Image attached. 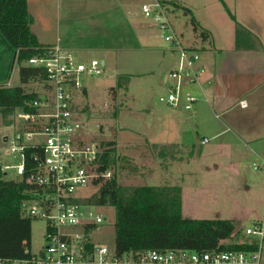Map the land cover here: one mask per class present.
<instances>
[{
  "label": "rangeland",
  "instance_id": "obj_1",
  "mask_svg": "<svg viewBox=\"0 0 264 264\" xmlns=\"http://www.w3.org/2000/svg\"><path fill=\"white\" fill-rule=\"evenodd\" d=\"M143 1L30 0L29 11L34 19L32 31L49 44H55L62 35L64 38L67 35L78 37L86 42L96 38L90 37L89 31L100 35L102 33V37L108 33L110 36L102 40L111 43L120 39L114 36L121 34L122 27H118V20H126L129 26L136 24L135 28L146 23L140 13ZM236 2L237 0H189L188 4L196 20L210 30L211 34L209 30L206 31L212 36L211 39L218 40V44L221 40L229 39V35H234L238 27L253 32L251 24L246 23L251 18L248 8L241 9L238 5L235 7ZM246 2L251 8L252 16V6L255 3L262 2L264 5V0ZM118 4L122 11L118 9ZM262 4L260 3L261 6ZM173 16L186 44L200 46L201 42H196L194 38L190 15L177 9ZM67 19L70 22L66 26L63 21ZM89 20H94L96 26L88 25ZM65 32L68 34L64 35ZM127 39L130 40L126 49L128 51H114L110 56L105 52H87L90 58H96L100 63L106 60V63L100 75L80 76L86 92L84 95H76L74 114L84 125L81 132L85 135L84 139L110 144L104 146L107 148H112L117 142L116 147L113 146L117 160L115 171L121 185L180 186L183 215L186 218L230 219L236 228H241L243 222L251 224L263 217L264 171L258 172L252 168L257 155H252L245 147L246 142L239 141L231 132L223 140L213 138L207 128V124H210L208 121H211L208 118L199 117L200 121L206 122L200 128L195 125L192 131L185 128L183 120H190L191 114L185 113L181 108H169L160 102V98L166 96L168 87L174 84L170 71L177 61V55L171 52V47L158 32L149 41L135 31ZM200 53L203 55L204 51ZM7 75H10V79L7 81L1 78L0 86L22 85L18 60L14 61ZM124 75L129 76L127 87L113 89L117 86L118 78ZM26 89L42 94L46 92L43 83L28 84ZM195 94L198 95L197 90ZM13 121V124L5 125L0 115L1 165L14 164L11 157L4 154V139L14 136L24 128L23 120L17 115L13 117ZM185 129L190 130L192 135V139L188 141L183 140L188 134ZM203 137L210 138V143L201 145ZM152 143H182L194 145L195 148L178 151L175 149L174 153L176 152L178 158L175 161L169 156L167 159H160L159 151L153 148ZM220 144L226 147L221 148ZM191 151H194V157L189 156ZM97 191L98 187L90 184L78 193L89 196ZM92 211L102 214L106 219L101 224L102 230L94 235V240L98 244L113 246L115 209L99 206L92 208ZM45 234V221L34 219L31 239L33 252H38L46 245ZM261 264H264V249Z\"/></svg>",
  "mask_w": 264,
  "mask_h": 264
},
{
  "label": "built area",
  "instance_id": "obj_2",
  "mask_svg": "<svg viewBox=\"0 0 264 264\" xmlns=\"http://www.w3.org/2000/svg\"><path fill=\"white\" fill-rule=\"evenodd\" d=\"M177 9L183 11L176 0H144L140 12L157 27L171 52L177 55L170 71L174 84L160 102L172 109L192 111L200 100L210 103L208 90L212 83L204 79L207 68L201 63L199 49L186 44L174 22ZM195 34L212 42L211 35L199 27ZM26 65L45 69L47 78L42 83L46 92L40 93L41 101L34 103L37 113L15 114L23 120L24 128L4 139V154L14 164L1 165V170L28 186L25 213L45 221L46 245L36 253L30 246L24 258H0V264H261L264 215L251 224L243 222L233 234L231 241L245 244V249H152L119 254L114 245L96 243L94 235L102 230L106 219L95 214L92 208L97 206L85 203L87 196L78 191L94 179L111 178L113 171H98L102 148L97 141L84 139V125L74 110L76 95L85 94L80 76L100 75L104 64L96 58L82 62L72 53L53 47L41 57L29 58ZM240 105L246 107L247 103L242 101ZM207 141L204 139L203 144ZM252 168L264 171V156H258Z\"/></svg>",
  "mask_w": 264,
  "mask_h": 264
},
{
  "label": "trees",
  "instance_id": "obj_3",
  "mask_svg": "<svg viewBox=\"0 0 264 264\" xmlns=\"http://www.w3.org/2000/svg\"><path fill=\"white\" fill-rule=\"evenodd\" d=\"M187 11L184 9V12ZM33 22L28 0H0V79H10V75H7L9 69L18 60L22 84L0 86V115L5 125L13 124L16 113H37L38 108L34 103L41 101V94L28 91L26 85L46 81V71L42 67L26 65V62L31 57L45 55L52 47L39 42L32 31ZM192 23L194 32L197 33L198 26L194 20ZM235 32L237 48L253 49L258 46L259 41L247 29L238 27ZM203 37H206L205 34ZM128 81L129 76H120L113 89L127 87ZM105 145L110 144L100 143L102 153L98 171L104 173L112 170V177L94 179L92 186L98 187V191L87 196L84 201L91 206H110L115 209L114 247L119 254L152 249H245V244L231 241L237 230L232 220L184 217L180 186L121 185L115 171V143L112 148L104 147ZM159 154L161 159H167L168 156L176 159V152L171 148H164ZM193 155L194 151H191L189 156ZM27 190L25 183L7 177L0 164V258L17 259L28 256L26 250L31 246L34 218L25 213L29 200ZM237 235L239 240L240 231Z\"/></svg>",
  "mask_w": 264,
  "mask_h": 264
},
{
  "label": "crops",
  "instance_id": "obj_4",
  "mask_svg": "<svg viewBox=\"0 0 264 264\" xmlns=\"http://www.w3.org/2000/svg\"><path fill=\"white\" fill-rule=\"evenodd\" d=\"M177 1L179 2L178 6H180L183 12L184 9L188 10L186 13L190 15L199 28L205 31L209 30L196 20L188 4L189 0ZM260 3L262 4V2ZM260 3L257 2L252 6L254 16H252L251 8L248 7L246 0H237L234 4L235 7L238 5L241 9L248 8V13L251 15V18L246 23L251 24L253 29L251 33H253L255 39L259 41L258 46L253 49L237 48L236 32L234 35L232 34V36L229 35V39L221 40L218 44L216 42L218 40L212 39V42L208 43L200 39V37L194 33L196 42H201V45L195 46V48L199 49L200 52L204 51L203 55H201L202 64L207 68V74L204 79H209L212 83L208 90L210 103L200 100L192 111L184 110L185 113L191 114V116L190 120H183V126L191 130L194 125L200 128L206 123L200 121L199 117L208 118L211 121H208L210 124H207V128L209 133L213 134V138H221V140H223L225 136L231 132L239 141L243 143L246 142L245 147L247 150L252 155H257V157L264 156V5L262 4L261 6ZM28 7H30V0H28ZM118 9L122 11V7L119 4ZM145 20L146 23H142V25H138V27L136 26L137 28H135L136 24H131V26H129L126 20H118L119 22L117 25L118 27H122V30L121 34L119 33L114 36H118L120 39L114 40L111 43H109L110 41L107 43L102 40L110 36L108 33L104 34L102 37V33L100 35L96 32L90 33L89 31L90 37L96 36V38L86 42L78 37H68V33L65 32L64 35L67 33L65 38L62 35L58 37L55 44H49L43 42L39 38V35L35 31L33 32L41 44L52 48L59 47L63 52L72 53L77 60L87 62L92 59L87 55V52H105L110 56L114 51H128L126 49L130 44V40L127 38L128 36L130 37L132 33L134 34V31L144 38H148V41L154 33H160L151 21ZM69 22L70 19L63 21L66 26ZM95 23L94 20H89L87 24L95 25ZM71 31L72 30H70V32ZM209 33L211 34L210 30ZM163 56L165 55L163 54ZM102 61H104V64L106 63V60ZM193 91L195 92L196 90L193 89ZM242 101L247 103L246 107L240 105ZM193 119L195 120L194 122L192 121ZM190 130H187L186 133L188 134L184 136V141L192 139ZM204 139L208 141L203 144ZM210 141V138L203 137L200 144L206 145L210 143ZM152 145L153 148L158 149L157 151H159V153L164 148H171V150L176 149V151L195 148L194 145L189 146L188 144L182 143L169 145L152 143ZM220 147L223 148L226 146L220 144ZM158 156L160 157V154H158ZM177 159L176 155V159L173 160L178 161Z\"/></svg>",
  "mask_w": 264,
  "mask_h": 264
},
{
  "label": "flooded vegetation",
  "instance_id": "obj_5",
  "mask_svg": "<svg viewBox=\"0 0 264 264\" xmlns=\"http://www.w3.org/2000/svg\"><path fill=\"white\" fill-rule=\"evenodd\" d=\"M0 75H1V56H0Z\"/></svg>",
  "mask_w": 264,
  "mask_h": 264
},
{
  "label": "water",
  "instance_id": "obj_6",
  "mask_svg": "<svg viewBox=\"0 0 264 264\" xmlns=\"http://www.w3.org/2000/svg\"><path fill=\"white\" fill-rule=\"evenodd\" d=\"M102 64H104V61H102ZM26 253H28V250L26 251Z\"/></svg>",
  "mask_w": 264,
  "mask_h": 264
}]
</instances>
